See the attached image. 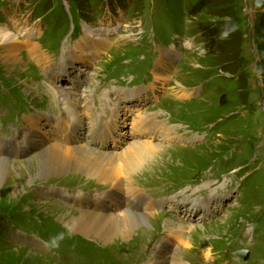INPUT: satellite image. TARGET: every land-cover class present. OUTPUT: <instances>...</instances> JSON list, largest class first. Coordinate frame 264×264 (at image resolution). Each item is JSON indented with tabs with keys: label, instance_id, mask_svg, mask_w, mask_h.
Segmentation results:
<instances>
[{
	"label": "rangeland",
	"instance_id": "374dc122",
	"mask_svg": "<svg viewBox=\"0 0 264 264\" xmlns=\"http://www.w3.org/2000/svg\"><path fill=\"white\" fill-rule=\"evenodd\" d=\"M3 26L12 35L34 32L30 45L18 46L15 65L8 63L9 47L0 46V141L29 151L9 162L28 163L41 152L26 144L30 131L22 110L34 107L30 112L59 118L63 126L80 120L81 127L67 133L58 130V120H34L31 137L64 151L85 146L105 152L104 160L130 154L129 144L137 141L133 122L156 116L181 139L159 145L131 181L154 200L182 193L188 202L153 209L144 217L147 226L101 243L72 231L67 221L93 213L86 200L116 192L113 181L125 178L121 161H112L110 169L77 153L75 161L91 164L92 174L69 166L32 185L18 168L5 185L0 179V264H39L29 253L49 264H148L155 248L166 245L167 228L181 224H189L187 243L173 250L176 241L166 250L181 264H264V0H0ZM86 28L117 42L99 55L73 50ZM170 49L176 55L156 81L159 51ZM59 68L67 78L56 81ZM134 89L146 91L132 102L118 95ZM94 112L107 120L119 112L102 149L91 142ZM212 191L228 197L216 203L215 217L201 219L197 209L188 219L191 201ZM240 250L249 253L246 262L236 257Z\"/></svg>",
	"mask_w": 264,
	"mask_h": 264
},
{
	"label": "bare ground",
	"instance_id": "6f19581e",
	"mask_svg": "<svg viewBox=\"0 0 264 264\" xmlns=\"http://www.w3.org/2000/svg\"><path fill=\"white\" fill-rule=\"evenodd\" d=\"M86 30L88 34L86 35L84 34V37H81L79 39L80 41L78 40L79 42L75 43L73 50L80 51L86 54L89 51L88 49H90V51H92L93 49L95 50L93 54L99 55L103 52L104 46L106 45L110 46L117 42V38L110 40H108L107 38L105 39L96 38V37H100V34L96 33L98 30L95 33H94L95 30L92 31L89 30V28H86ZM20 32L21 30L17 29L16 35H12L5 26L0 28V46L4 45L9 47L8 50L9 55L7 57L9 59L8 63L10 64L13 63V65H15L14 63L16 62V58L19 56L18 54L22 52V50L18 46L30 45L29 43L33 39V35H34V32L31 33L25 32L19 34ZM93 36H95V38L91 40ZM19 39H22L21 42H18L20 41ZM10 49H14V50L10 51ZM29 51L35 53L34 50L32 49H30ZM175 55L176 54H174L171 49L166 51H159V58L155 61L156 62L155 64H156V70L160 72L156 73V75L159 76V77L156 76L157 78L156 77L154 78L156 81L162 80L161 74L163 70L166 69L168 63L175 57ZM28 56L31 55L28 54ZM58 56L59 54H56L53 58L57 59ZM32 58L37 62L41 61L36 59L35 57ZM61 61L62 60H60V62ZM66 73L67 72L62 70V68L61 69L59 68L56 72H54V77L56 81H59L62 78H67ZM145 91H146L145 89L144 90L134 89L133 91L130 92L127 91H125L124 93L119 92L118 95L125 98L127 102H132L138 96L141 95L143 96ZM180 92H187V91L183 90ZM183 95L186 96V93ZM73 104L75 106L78 105L75 99H73ZM33 109L34 107L29 109L28 111H24V113L22 114L23 115L22 117H24V122L26 123L27 126L26 127L27 131H30L25 141L26 144H32L33 147L34 146L36 148L38 147L41 150V152L38 153L37 156L32 158V160L28 163L21 164L18 162L16 163V161L14 163H11L7 160L8 158L10 157L24 158L25 156H28L29 151L26 150L25 148L16 149L15 146L10 141H5V140L0 141V179H2L3 185L6 184L5 178H7V176L10 175V173L12 174V170L16 172L18 168H20L21 173H24V171L28 172V176H26L27 185H32L37 180L47 178L48 176L57 175L61 173L63 169H66L69 166L76 167V170L78 169L80 171L86 172L87 174H92L94 168L90 166L91 164L89 166H86L87 164L85 161L82 162L81 164L79 163L78 160H76L77 162L75 161V159H77L75 157L78 156L77 153L85 154L89 158L97 157V160L103 161V164L107 165V167H109L110 169L112 167L111 162L114 161L115 159L121 161L122 163L123 168L120 171L121 172L123 171L122 176H125V178L122 179L123 183L126 185L125 193L121 186L123 185L122 181L114 180L113 187L117 193L115 191H111L108 192L105 195V197L86 200L87 203L92 208L93 213L90 214V212L88 213L84 212L80 214L78 212L80 214V215L78 214L79 215L78 218L74 217L70 220L68 219L67 224L70 226L72 231L79 233L81 232L82 234L88 237H92L95 240L100 241L101 243H110V241H112L111 239L113 238V236L118 235L121 238H128L135 232L139 231L142 225L147 226L146 224L149 222L146 219H144V217L149 216L146 214L149 213L153 214L154 212H151L153 209L161 208L163 207L164 204H170L171 207L169 209L174 210L176 207L177 209H179L187 204L188 197H184V194L182 193L176 194L170 199L154 200L150 198V196H148L147 193L140 192L137 189V187H135L134 183L131 181V174L136 170H138L139 168H141L142 166L140 167V165H144V163H146L147 160L146 161L144 160L145 157L149 156L150 159V157H152L151 153L152 154L158 153L160 148L159 145L168 144V142L174 140L180 141L181 139L182 134L178 133L175 129H173V127L168 126L164 121L159 120L156 116L141 117L136 122H133L134 125L132 126L131 131L136 134L134 137L137 139V141H133L132 143L129 144L128 148L130 154H123L120 157L116 156L115 158H112L110 160L109 159L104 160L109 157V154L97 150H90L87 149V147L85 146L74 148L76 149V151L69 152V151H64L63 150L65 149L64 147L55 146V145L50 146L49 142L43 138H41L40 140L33 139L31 137L32 135H34L33 127L36 126L34 120H39V121L41 119H44L45 121H49L52 119L58 120L59 121L57 124L58 130L62 131L63 133H67L69 131L74 130L75 128L81 127L80 120L78 124L72 126L70 125L63 126L62 124H60L59 118H53V116L49 114L40 113L36 111L30 112ZM118 117H119V112H115L114 114H112V116L109 117L108 120L102 118L101 116L97 117L95 115V112L92 113V117H91V120L93 121L92 130H96L95 131L96 134L94 133L95 135L94 138H92L91 142L96 143L95 140L99 139L98 146H96V148H101V149L105 148L102 146H104L107 143V141L111 140L112 133L116 131L115 129L117 127L116 121L117 119H119ZM97 118H99L98 123L96 122ZM142 138H145V140H142ZM113 139L115 142L116 138ZM153 140H156L158 144L153 143ZM197 140L199 141L200 138L196 137L192 139L193 143ZM65 143L66 141L62 142L61 145L62 144L65 145ZM99 144L101 145L100 147ZM90 161H92V159ZM18 164L19 166H17ZM36 169L38 171L35 176H33V174H29L31 170H36ZM107 172L109 171L107 170ZM115 177L116 174H114V172L112 171V173L110 172V176L108 177V180L114 179ZM110 181L111 180H109V182ZM208 184L209 183H206V185ZM217 197L218 196H216V193L212 191L210 195L201 197V200L197 202L192 200L191 204L193 207L191 211H189L187 218L188 219L191 218L190 216H193V212L196 213L197 209H201L199 218L201 219L214 218L217 207L216 203H218L219 200L221 199L226 200L228 198L225 195H223L222 198H217ZM192 198L193 197H191L190 199ZM132 201L135 203L137 202V204L132 205L131 209L125 208V203L127 202V204H130ZM213 205H215V208L211 211ZM53 206H55L56 208H60V210L61 209L63 210V207H57L56 205ZM179 220H181V217L179 218ZM187 226H189V224L186 225L181 224L176 228H171V227H169V229L167 228V234H166L167 239L166 241L164 240V244L166 245L165 246L159 245L155 248V253L151 257V261L148 264H181V261L176 259L174 256L168 257L166 250L168 246H173L176 241L179 242V245H176L175 249L173 250H176L177 246H184V244L187 243L186 234L188 232L185 230ZM193 229L197 230L195 227ZM162 234L163 232L161 231V233L158 236H161ZM26 257L33 259V261H37L39 264L40 263L49 264L38 259L37 257H35V255H32L30 253Z\"/></svg>",
	"mask_w": 264,
	"mask_h": 264
},
{
	"label": "water",
	"instance_id": "95a60500",
	"mask_svg": "<svg viewBox=\"0 0 264 264\" xmlns=\"http://www.w3.org/2000/svg\"><path fill=\"white\" fill-rule=\"evenodd\" d=\"M237 256H240V257L244 258L245 260L247 259V253L239 252V253H237Z\"/></svg>",
	"mask_w": 264,
	"mask_h": 264
},
{
	"label": "clouds",
	"instance_id": "9594fccd",
	"mask_svg": "<svg viewBox=\"0 0 264 264\" xmlns=\"http://www.w3.org/2000/svg\"><path fill=\"white\" fill-rule=\"evenodd\" d=\"M223 35H224V36H227V35H228V33H227V32H225V33H223Z\"/></svg>",
	"mask_w": 264,
	"mask_h": 264
}]
</instances>
